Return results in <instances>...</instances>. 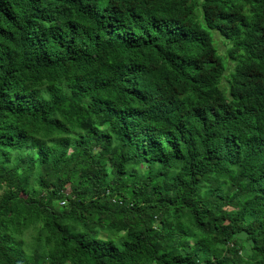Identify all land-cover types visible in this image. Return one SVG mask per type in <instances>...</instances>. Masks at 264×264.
<instances>
[{
	"label": "trees",
	"instance_id": "obj_1",
	"mask_svg": "<svg viewBox=\"0 0 264 264\" xmlns=\"http://www.w3.org/2000/svg\"><path fill=\"white\" fill-rule=\"evenodd\" d=\"M0 264H264V0H0Z\"/></svg>",
	"mask_w": 264,
	"mask_h": 264
},
{
	"label": "rangeland",
	"instance_id": "obj_2",
	"mask_svg": "<svg viewBox=\"0 0 264 264\" xmlns=\"http://www.w3.org/2000/svg\"><path fill=\"white\" fill-rule=\"evenodd\" d=\"M213 37H214V33H213ZM216 38H217V42H218V44H219V46H220V49L223 51V50H225V45L223 44V42L222 41H220V39H219V37L218 36H216ZM214 39H215V37H214ZM215 42V41H214ZM225 81V80H224Z\"/></svg>",
	"mask_w": 264,
	"mask_h": 264
}]
</instances>
